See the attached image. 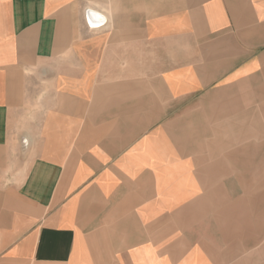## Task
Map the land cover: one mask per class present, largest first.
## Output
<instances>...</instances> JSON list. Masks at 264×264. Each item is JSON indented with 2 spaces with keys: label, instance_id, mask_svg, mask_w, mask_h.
Returning a JSON list of instances; mask_svg holds the SVG:
<instances>
[{
  "label": "crops",
  "instance_id": "obj_1",
  "mask_svg": "<svg viewBox=\"0 0 264 264\" xmlns=\"http://www.w3.org/2000/svg\"><path fill=\"white\" fill-rule=\"evenodd\" d=\"M259 111L264 0H0V264H264Z\"/></svg>",
  "mask_w": 264,
  "mask_h": 264
},
{
  "label": "rangeland",
  "instance_id": "obj_2",
  "mask_svg": "<svg viewBox=\"0 0 264 264\" xmlns=\"http://www.w3.org/2000/svg\"><path fill=\"white\" fill-rule=\"evenodd\" d=\"M248 117H251V112ZM256 113V112H255ZM257 127L256 135L259 139L258 158H244V209L245 218L249 217L253 220L252 223H244L245 230L258 229L260 233L259 244L260 261L264 260V111L257 112ZM251 128H249L250 132ZM255 135V136H256ZM258 169V176L256 170ZM258 179V187L256 183ZM258 216V219L256 218ZM258 220V222H257ZM250 241V240H249Z\"/></svg>",
  "mask_w": 264,
  "mask_h": 264
}]
</instances>
